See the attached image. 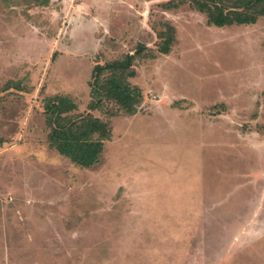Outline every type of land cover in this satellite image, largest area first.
I'll return each mask as SVG.
<instances>
[{"label":"rangeland","instance_id":"obj_1","mask_svg":"<svg viewBox=\"0 0 264 264\" xmlns=\"http://www.w3.org/2000/svg\"><path fill=\"white\" fill-rule=\"evenodd\" d=\"M179 1L0 0V264H264V18L217 28ZM138 45L139 112L81 168L46 102L87 113L93 67Z\"/></svg>","mask_w":264,"mask_h":264},{"label":"trees","instance_id":"obj_2","mask_svg":"<svg viewBox=\"0 0 264 264\" xmlns=\"http://www.w3.org/2000/svg\"><path fill=\"white\" fill-rule=\"evenodd\" d=\"M188 4L189 8L204 14L207 24L217 28L232 25L255 24L264 18V0H180L173 8ZM157 52L167 55L174 42L172 27L159 34ZM154 58L144 45H138L133 54L119 60L96 64L88 82L90 102L85 114H73L76 105L66 96L47 100L45 121L49 128L51 147L81 168H90L100 162L103 144L111 140L109 120L114 117L134 116L143 101L141 90L130 84L135 77L134 62ZM214 106L210 110H217ZM97 111L105 119L94 117Z\"/></svg>","mask_w":264,"mask_h":264}]
</instances>
